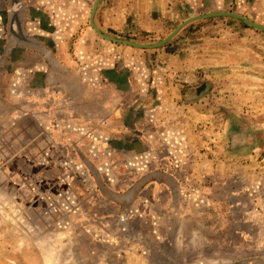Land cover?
Wrapping results in <instances>:
<instances>
[{
	"label": "rangeland",
	"instance_id": "1",
	"mask_svg": "<svg viewBox=\"0 0 264 264\" xmlns=\"http://www.w3.org/2000/svg\"><path fill=\"white\" fill-rule=\"evenodd\" d=\"M21 2L24 34L46 52L15 46L0 25V264H264V32L215 17L139 49L95 32V0ZM170 3V19L126 35L95 23L143 45L208 13L264 26V0ZM216 39L241 65L221 74L222 86H243L232 99L202 93L209 74L197 60ZM76 73L93 76L96 90L106 80L125 92L110 101L118 114L68 116L55 106L37 130L42 76ZM27 78L37 87L17 95Z\"/></svg>",
	"mask_w": 264,
	"mask_h": 264
},
{
	"label": "crops",
	"instance_id": "2",
	"mask_svg": "<svg viewBox=\"0 0 264 264\" xmlns=\"http://www.w3.org/2000/svg\"><path fill=\"white\" fill-rule=\"evenodd\" d=\"M173 11L174 9L171 7L170 0H101L95 15V21L102 30L111 31L114 34L126 35V32L132 31L134 25L136 27L140 26L141 28L146 26L148 27L150 25L156 26L161 23V20L167 18L170 19L174 14ZM81 13L82 11L76 13L75 17L77 18V14L78 17H81ZM18 29L19 30H16L17 36L12 35V38L20 43L21 37L25 36V34L22 28ZM75 29L78 32L79 27L76 25ZM223 41V39H216L212 42L214 45L212 48L206 49L204 47L202 49V54L197 60V68L202 69L206 74H209L206 77L207 80H203L202 87L203 90H205L202 93L205 91L207 93L210 92V95L213 99L217 97L232 99L236 97L234 92L239 93L243 89V86H236L234 81H231L230 79L228 82L224 81L223 86L221 85V74L223 71L229 73V70H226L224 67L229 66L230 68H233L237 66L231 65L229 60L226 59V56L232 54L233 50L219 46L221 43H223ZM17 45L22 46L24 44L19 45L16 42L15 46ZM93 47L94 46H90L89 48L87 47L86 50L85 48H82L84 49L83 53L87 52L89 57L86 61L91 60L90 57L92 52L90 53L89 50ZM24 58L26 59L27 64L31 63L30 65H33L32 62L29 63L28 54L24 55ZM31 60H36V64H38L37 57L33 59L31 58ZM237 67L241 68V65H238ZM42 77L44 78L38 87L31 85V79L29 81V77L22 81L21 86L17 87L15 90V92L18 93L17 95L23 93L24 95L28 96L29 89L31 87H33V89L36 87L38 88L37 90L40 98L38 99L37 107L38 110L40 109V114L42 115L40 118L42 122L40 123L42 126H39L37 130H46V119L48 114L50 115L54 112L53 109L55 106H58L59 110H62V113L68 116L84 114V116L89 115L92 117L94 115L103 116L108 114H118L121 107H119L118 103H110V101L113 102L112 99L124 98L126 94L122 90H118V88L114 87V85L109 84L106 80L105 82L102 80V89L100 91L94 89V77L90 75L83 76L82 74L76 73V76H70L66 78L63 77L61 80L57 77H51L47 74L43 75ZM211 77L212 80H210ZM55 83H61L62 85L61 87L54 89L52 86H54ZM76 83L78 85L74 86L73 84ZM215 83L219 84L218 88L214 87ZM106 84L108 86H106ZM106 87L107 89L111 88V94L108 95L109 97L106 93ZM60 89H65L67 90V93H70V95L67 94V97L63 96V101L62 95L64 91ZM58 94L61 95V98L58 96ZM65 100H67V102H64ZM25 107H28V105H25ZM89 120L91 121V125H86V127H95L94 124H92V120L97 119ZM99 120H101V123L103 122L102 118ZM75 121L76 120H74V122ZM86 121H88V119ZM95 122L96 121H94V123ZM42 139L45 140L44 138Z\"/></svg>",
	"mask_w": 264,
	"mask_h": 264
},
{
	"label": "water",
	"instance_id": "3",
	"mask_svg": "<svg viewBox=\"0 0 264 264\" xmlns=\"http://www.w3.org/2000/svg\"><path fill=\"white\" fill-rule=\"evenodd\" d=\"M101 0H95L94 4H93V7H92V10H91V14H90V24L91 26L93 27V29L95 30V32L101 36L102 38L106 39V40H109V41H112V42H115V43H119V44H124V45H128V46H131V47H135V48H139V49H157V48H160L166 44H168L174 37H176V35L182 30L184 29L185 27H187L188 25L196 22V21H200V20H204V19H209V18H215V17H229V18H233V19H236V20H239L253 28H256L258 30H261L264 32V26L260 25V24H257L245 17H242L238 14H234V13H230V12H215V13H208V14H204V15H200V16H194V17H191L189 19H187L186 21H184L182 24H180L168 37H166L164 40L156 43V44H153V45H143V44H139V43H135V42H131V41H128V40H122V39H117V38H114L112 36H109L107 34H105L104 32H102L100 30V28L97 26V24L95 23V15H96V12L98 10V6H99V3H100ZM17 30L18 29V26H17ZM14 36H17V32H13ZM19 45H27V46H37V47H40L42 50H44L46 52V50L41 46L39 45L37 42H35L34 40H31L29 37H27L26 35L21 37V42L18 43ZM83 161H89L88 158L84 155L82 157Z\"/></svg>",
	"mask_w": 264,
	"mask_h": 264
},
{
	"label": "flooded vegetation",
	"instance_id": "4",
	"mask_svg": "<svg viewBox=\"0 0 264 264\" xmlns=\"http://www.w3.org/2000/svg\"><path fill=\"white\" fill-rule=\"evenodd\" d=\"M7 3L8 6H6ZM24 14V4L21 0H0V25H6L10 37L13 35V32H15L13 31L14 26H16V30L17 26L18 28H22L21 24ZM1 32L0 30V33ZM3 33L5 34V32Z\"/></svg>",
	"mask_w": 264,
	"mask_h": 264
},
{
	"label": "bare ground",
	"instance_id": "5",
	"mask_svg": "<svg viewBox=\"0 0 264 264\" xmlns=\"http://www.w3.org/2000/svg\"><path fill=\"white\" fill-rule=\"evenodd\" d=\"M13 31L16 32V26L13 27ZM14 34V33H13ZM47 242V241H46ZM41 243V242H40ZM42 252V251H41ZM44 253V252H43ZM48 255V254H47Z\"/></svg>",
	"mask_w": 264,
	"mask_h": 264
}]
</instances>
